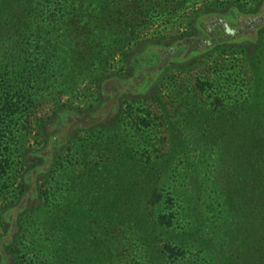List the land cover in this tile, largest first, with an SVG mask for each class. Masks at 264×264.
Masks as SVG:
<instances>
[{
    "label": "rangeland",
    "instance_id": "1",
    "mask_svg": "<svg viewBox=\"0 0 264 264\" xmlns=\"http://www.w3.org/2000/svg\"><path fill=\"white\" fill-rule=\"evenodd\" d=\"M71 1L64 15V0H23L28 9L16 4L15 28L0 39L34 29L44 43L54 40L67 66L39 91L20 134L21 144L50 145L57 157L43 181L44 206L35 208L26 182L15 228L0 220V264H264V22H255L264 0H221L239 7L220 13L235 17L246 58L239 46L197 53L194 38L219 36L221 27L213 14L188 25L206 0ZM110 7L117 17L106 27ZM147 39L176 46L150 85L157 71L133 79L156 59L137 45ZM113 72L127 91L105 96L103 108L117 101L122 116L100 112L96 84L108 75L105 92L117 90ZM60 106L80 117H61ZM33 153L19 173L39 178L45 163ZM19 190L8 186L0 210ZM168 213L171 224L160 217Z\"/></svg>",
    "mask_w": 264,
    "mask_h": 264
},
{
    "label": "trees",
    "instance_id": "2",
    "mask_svg": "<svg viewBox=\"0 0 264 264\" xmlns=\"http://www.w3.org/2000/svg\"><path fill=\"white\" fill-rule=\"evenodd\" d=\"M59 1L61 3L63 2V0ZM64 1H66L67 4L64 10V15H66V13L67 15H69L72 13V11L69 10L70 8H73L71 7L72 1ZM47 2L51 3L52 5L56 4L57 6L60 4L59 2H57V0H47ZM23 3V0H0V39L3 35H5L3 37H6V35H10L9 33L11 30H13L12 28H15L13 22H11L12 16L15 13L14 9L17 8L16 4H18L21 7L19 8V12H22L26 8ZM238 9L239 7L236 4L230 3L229 1L222 3L221 0H206L205 3L200 6V8H197L195 12H192L193 16H191L190 20L188 21V25L190 24L191 28H198V20L203 15L213 14L216 16H221L220 12H225V10L233 11L234 14H236L239 11ZM108 11V16L104 18L107 22L106 27L110 24V19L112 16L115 18L117 17V14L112 11L111 7ZM111 13L112 16H110ZM254 15L257 14L255 13ZM20 18L21 16L18 15L15 20L18 21L20 20ZM225 18L226 16H224V13H222L221 18H217L219 24L218 26H221L220 30L218 29L220 31L219 36H211V34H209V36L206 37L194 38V44L198 48L197 53L203 55L206 54L208 50L219 46H239L240 52L246 58L248 56L247 54H249V48L241 43L242 39L240 41L239 39L237 40L235 38L238 31V28H235L233 26L234 24H232L235 17L233 16L232 19L226 18L228 19L226 20L227 22L223 21V19ZM255 22H264V15H259L256 18ZM247 24H249V22ZM206 28H208L209 32L211 31V28L209 26ZM19 31L20 32L19 34H17V37L13 38L12 36H8L7 39L4 38V41H0V198L5 197L8 192V186L12 183L17 184L20 189L19 193L21 194L25 193L26 182L32 183L33 191L31 196L38 197L35 208L39 210V208H42V206H44L42 203H40L41 197H43V181H45L46 178H52L57 157L54 158V150L49 147L50 145H47L45 148H43V153L41 152L43 151V149L39 148L38 150H31L30 147L21 144L22 139L20 137V134L22 132V129L26 127V123L29 122L28 119L30 117V112L35 104L39 91L53 86V83L58 80V77L60 75H63V70L67 66L60 61L61 56L58 53L59 51L57 50V47L54 46V40L48 38L46 40L49 44L44 43L43 40L45 38H43L42 36H38V34L35 33L34 29L32 30V33L23 32L22 28H19ZM183 35V33H180L179 36L175 37L174 39L177 41L182 39L183 37L185 38V36ZM117 39V37H114V40ZM152 41L153 39H147L137 42V45L141 46V48L150 49L148 51V54L156 57L153 62L148 61L147 64L143 63V66L138 70V72H136L137 74L133 76V79H137V77H142V75L149 70L157 71V75L155 76L154 80H150V78H148L150 81H145V85H150L156 79H159L163 68L174 60L171 59V54L176 48L175 44H168L169 42H165V44L164 41ZM154 45L155 47L160 48L161 53L155 51V49H151V47ZM91 47L92 46H90L91 51L87 52V55H90V59H92L91 54H93V49ZM101 59L102 60H100V62H103L104 58L102 57ZM244 61L246 64H249L247 59H245ZM92 64H94V62L90 65ZM76 65L77 64L75 63V70L77 69ZM248 67L251 68L252 65H249ZM107 76L108 75L102 76L96 84V86H98L99 93L103 97V100L102 98L99 99V105L101 106L100 112L107 116L113 115L115 113L119 114V116H122L125 112L124 110L120 111V104L117 103V101L113 104V106L110 107V110L103 108L105 103L107 102V100H104V97L106 96L108 98H116L117 96L124 95V92L127 91L124 88L126 86V83H120V81H122L120 79V76H122L121 73L113 72L110 74L109 78L114 80L113 85L117 90H112V92L106 93L104 90L103 82L105 81V78ZM252 77L255 78L256 76L252 75ZM156 95L154 97H156ZM151 97L152 96H150V98ZM61 108L62 111L60 115L63 118L80 117V115L74 114L72 112L73 109L69 107ZM96 114L97 113L93 114L92 120L94 121L95 118V122H103L104 118H102L101 120H97L98 118H96ZM163 115L165 114L163 113ZM107 116L105 118H107ZM120 119L121 117L117 119V122ZM94 126L96 125L88 127ZM85 137L86 138L83 139L92 140L96 138V136L94 135ZM31 151L34 152L32 154L34 155V157H43L40 165L45 163V167L41 170L42 174L39 176V178H35L33 172L28 175L27 172H24L23 174L19 173L22 169L25 168L27 162V153H31ZM15 156H17V161H15ZM16 165H19V167L16 168ZM32 165L33 166L30 167L33 169L36 164ZM23 194L19 195V197L16 196L18 197L17 200L12 199L7 202L2 206L0 210V220L2 224L7 223L9 229H12V227L15 228L16 226L15 222L17 221V217L21 209L20 205L22 204L21 200L23 199ZM160 217L161 219H166L167 224H171V213L163 214ZM6 230L7 228H5V231ZM1 242L2 241H0V244L2 245L1 247L5 251L6 243ZM5 252L0 253L3 258L2 261H4L3 263H6V255L4 254Z\"/></svg>",
    "mask_w": 264,
    "mask_h": 264
}]
</instances>
